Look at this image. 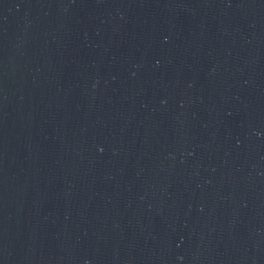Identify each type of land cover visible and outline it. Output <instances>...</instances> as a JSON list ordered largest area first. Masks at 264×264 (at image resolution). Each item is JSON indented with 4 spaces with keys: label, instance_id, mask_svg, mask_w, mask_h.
<instances>
[{
    "label": "water",
    "instance_id": "obj_1",
    "mask_svg": "<svg viewBox=\"0 0 264 264\" xmlns=\"http://www.w3.org/2000/svg\"><path fill=\"white\" fill-rule=\"evenodd\" d=\"M0 264H264V0H0Z\"/></svg>",
    "mask_w": 264,
    "mask_h": 264
}]
</instances>
